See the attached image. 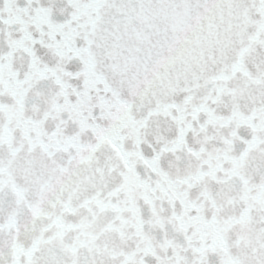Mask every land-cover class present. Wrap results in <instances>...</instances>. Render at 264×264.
<instances>
[{
  "label": "snow or ice",
  "instance_id": "6c2138e0",
  "mask_svg": "<svg viewBox=\"0 0 264 264\" xmlns=\"http://www.w3.org/2000/svg\"><path fill=\"white\" fill-rule=\"evenodd\" d=\"M0 264H264V0H0Z\"/></svg>",
  "mask_w": 264,
  "mask_h": 264
}]
</instances>
